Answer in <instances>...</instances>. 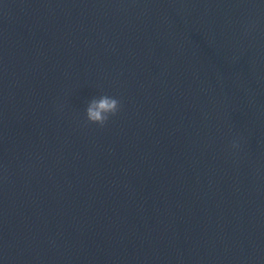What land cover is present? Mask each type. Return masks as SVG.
<instances>
[{
  "label": "water",
  "instance_id": "water-1",
  "mask_svg": "<svg viewBox=\"0 0 264 264\" xmlns=\"http://www.w3.org/2000/svg\"><path fill=\"white\" fill-rule=\"evenodd\" d=\"M0 264H264V0H0Z\"/></svg>",
  "mask_w": 264,
  "mask_h": 264
},
{
  "label": "clouds",
  "instance_id": "clouds-1",
  "mask_svg": "<svg viewBox=\"0 0 264 264\" xmlns=\"http://www.w3.org/2000/svg\"><path fill=\"white\" fill-rule=\"evenodd\" d=\"M120 109V101L108 95L92 98L85 108V119L88 124L103 128L111 117H114ZM240 143L238 139L233 140L231 149L238 151Z\"/></svg>",
  "mask_w": 264,
  "mask_h": 264
}]
</instances>
